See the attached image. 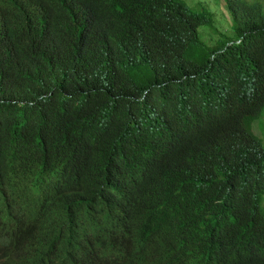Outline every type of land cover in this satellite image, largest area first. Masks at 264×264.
<instances>
[{"label": "trees", "instance_id": "obj_1", "mask_svg": "<svg viewBox=\"0 0 264 264\" xmlns=\"http://www.w3.org/2000/svg\"><path fill=\"white\" fill-rule=\"evenodd\" d=\"M235 38L182 0H0V264H264V4Z\"/></svg>", "mask_w": 264, "mask_h": 264}, {"label": "rangeland", "instance_id": "obj_2", "mask_svg": "<svg viewBox=\"0 0 264 264\" xmlns=\"http://www.w3.org/2000/svg\"><path fill=\"white\" fill-rule=\"evenodd\" d=\"M184 3L196 13L205 12L210 14L212 22L209 24H202L199 27V34L201 39L208 45L214 46L216 43L228 41L235 38V31L233 28L232 14L225 0H182ZM252 2L251 0H245ZM262 2L264 0H255ZM253 130L263 139L264 142V110L253 123ZM264 206V203H263Z\"/></svg>", "mask_w": 264, "mask_h": 264}, {"label": "clouds", "instance_id": "obj_3", "mask_svg": "<svg viewBox=\"0 0 264 264\" xmlns=\"http://www.w3.org/2000/svg\"><path fill=\"white\" fill-rule=\"evenodd\" d=\"M226 1V0H225ZM251 1H255V0H251ZM226 4H227V6H228V3H227V1H226ZM229 7V6H228ZM230 10V9H229ZM263 203H264V201H263Z\"/></svg>", "mask_w": 264, "mask_h": 264}]
</instances>
